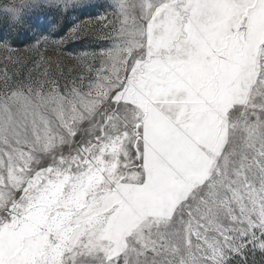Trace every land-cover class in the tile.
<instances>
[{"label":"snow or ice","instance_id":"obj_1","mask_svg":"<svg viewBox=\"0 0 264 264\" xmlns=\"http://www.w3.org/2000/svg\"><path fill=\"white\" fill-rule=\"evenodd\" d=\"M87 2L0 29V264H264V0Z\"/></svg>","mask_w":264,"mask_h":264},{"label":"rangeland","instance_id":"obj_2","mask_svg":"<svg viewBox=\"0 0 264 264\" xmlns=\"http://www.w3.org/2000/svg\"><path fill=\"white\" fill-rule=\"evenodd\" d=\"M111 11L110 0H88L87 3L83 4L81 7H69L67 10L62 11L59 16L50 17L54 19L52 25L51 37L53 39L59 40L67 36L70 29L75 25L79 24L81 21H87L90 19H95L101 15H104ZM9 25L7 22L0 21V29L7 28ZM49 31L40 30L35 34L29 33V35L24 38H16L7 41H0V44L7 43L10 47L21 53H25V50L40 39L42 36H49ZM108 46V41H94L90 38H85L78 41H70L65 45V51L70 53H79L82 51H94L99 50L101 46ZM26 54V53H25ZM3 52L0 51V63H2ZM34 57L28 54V66H32Z\"/></svg>","mask_w":264,"mask_h":264},{"label":"clouds","instance_id":"obj_3","mask_svg":"<svg viewBox=\"0 0 264 264\" xmlns=\"http://www.w3.org/2000/svg\"><path fill=\"white\" fill-rule=\"evenodd\" d=\"M33 3L35 0H0V21L13 28L21 26L26 15L34 10Z\"/></svg>","mask_w":264,"mask_h":264}]
</instances>
